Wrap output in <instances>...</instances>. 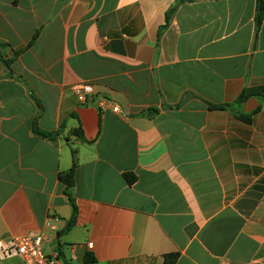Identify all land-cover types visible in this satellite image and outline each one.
I'll return each instance as SVG.
<instances>
[{
	"label": "crops",
	"instance_id": "0c3cea01",
	"mask_svg": "<svg viewBox=\"0 0 264 264\" xmlns=\"http://www.w3.org/2000/svg\"><path fill=\"white\" fill-rule=\"evenodd\" d=\"M257 5L0 0V239L55 216L63 264H264Z\"/></svg>",
	"mask_w": 264,
	"mask_h": 264
},
{
	"label": "built area",
	"instance_id": "2783aa9c",
	"mask_svg": "<svg viewBox=\"0 0 264 264\" xmlns=\"http://www.w3.org/2000/svg\"><path fill=\"white\" fill-rule=\"evenodd\" d=\"M70 93L77 102L83 103L92 95L93 89L91 84L81 82L72 85ZM103 101L101 100L99 104H103ZM110 104L112 110L118 112V107ZM64 227V220L49 216L43 229L37 234L0 239V260L19 258L22 264H63L57 248L50 244Z\"/></svg>",
	"mask_w": 264,
	"mask_h": 264
},
{
	"label": "trees",
	"instance_id": "16d2710c",
	"mask_svg": "<svg viewBox=\"0 0 264 264\" xmlns=\"http://www.w3.org/2000/svg\"><path fill=\"white\" fill-rule=\"evenodd\" d=\"M262 17H264V2L262 0H258L257 5V12H256V24H259L262 20ZM4 63L6 66L9 65V61L4 60ZM251 97H264V90L262 89H244L240 95L238 96L236 102L241 103L245 100L251 98ZM229 104L224 105H209V108L213 110H223L225 108H228ZM245 121L249 122L250 120L248 118H241ZM76 134L81 137V131L77 130ZM76 165L75 162V151H72V167L69 169L68 172L60 175V179L64 182L67 190H69L73 185V170ZM125 180L128 184H132L134 182V177L131 174H125L124 175ZM72 224V222L69 223L68 227ZM178 259V253H171L168 255L163 256V264H175ZM86 263H92L94 262V258L91 255H88L85 259Z\"/></svg>",
	"mask_w": 264,
	"mask_h": 264
},
{
	"label": "rangeland",
	"instance_id": "374dc122",
	"mask_svg": "<svg viewBox=\"0 0 264 264\" xmlns=\"http://www.w3.org/2000/svg\"><path fill=\"white\" fill-rule=\"evenodd\" d=\"M0 264H22V261L19 258L0 260Z\"/></svg>",
	"mask_w": 264,
	"mask_h": 264
}]
</instances>
